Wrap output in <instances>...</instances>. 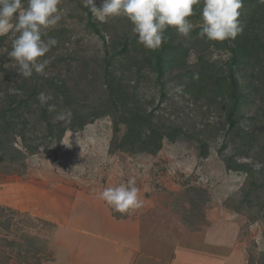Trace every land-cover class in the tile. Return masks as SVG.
<instances>
[{"label": "rangeland", "instance_id": "obj_1", "mask_svg": "<svg viewBox=\"0 0 264 264\" xmlns=\"http://www.w3.org/2000/svg\"><path fill=\"white\" fill-rule=\"evenodd\" d=\"M78 1L61 0L58 5L62 19L55 27L68 30V36L46 60L48 65L60 60L57 73L70 82L79 100L100 105L106 96L102 87L104 59L112 63L119 77L129 75L125 71L129 67L137 77L131 60L118 58L117 62L112 53H105L106 45L112 39L122 41L133 32V25L126 17L100 22L93 15L102 28L108 27L103 41L86 30L87 14ZM95 3L99 8L103 0ZM5 35L8 66L17 69L8 53L18 33L10 30ZM138 45V51L131 54L141 58L144 46ZM203 55L217 64L226 63L231 56L227 49L205 54L196 47L189 59L192 70ZM143 70L136 107L152 112L159 125L182 127L187 136L175 143L165 140L157 155L111 153L113 120L107 116L79 132H68L60 146L42 148L29 156L25 170L0 165V205L19 212L0 224V264H75L74 245L81 234L96 233L121 243L122 237L110 230L111 224L129 219L141 224L143 233L161 246L162 253L172 250L168 258L178 250L177 264L191 260V252L192 260L205 264H220L219 260L264 264V189L257 188L264 172V71L251 78L249 68L241 70L243 82L251 80L253 84L246 88L248 100L239 110L242 128L252 135L250 146L231 142L232 132L228 135L224 129L223 107L215 104L210 109L204 99L196 101L186 95L175 78L178 72L166 77L163 96L156 77ZM125 133V126H121L120 136ZM200 141L207 144V157L201 155ZM246 152L249 157L240 156ZM228 159L248 164L254 177L229 170ZM130 178L135 179L143 206L121 214L100 199L99 193L127 185ZM121 252L122 246L117 245L110 264L118 255L123 256ZM36 253L46 260L35 259Z\"/></svg>", "mask_w": 264, "mask_h": 264}, {"label": "trees", "instance_id": "obj_2", "mask_svg": "<svg viewBox=\"0 0 264 264\" xmlns=\"http://www.w3.org/2000/svg\"><path fill=\"white\" fill-rule=\"evenodd\" d=\"M23 2L25 6L27 0ZM78 4L87 14L86 30L102 37L104 41L103 33L109 32L108 27L102 28L100 23L95 22L90 9L85 8L80 0ZM202 8L203 0L200 4L194 5V15L188 18L194 23V27L188 37L178 34L174 27H168L164 33L166 42L162 47L155 51L144 47L141 58L131 54L139 46L138 36L135 37L133 32L124 35L122 41L112 39V43L106 45V55L112 53L113 59H117V62L131 60L132 65L137 67V77L133 74V67L126 68L125 71L129 75L119 77L112 69V63L104 59L106 67L102 87L106 96L100 105H91L77 98L70 82L62 74L57 73L60 66L58 58L47 65L45 71L50 70L48 67L53 69L47 76L34 72L30 78L22 77L16 68L8 66V56L4 52L8 37L0 36V165L25 170L29 156L39 153L42 148L60 146L68 132H79L87 125L107 116L113 120L114 137L111 142V153L120 150L157 155L162 150L165 140L175 143L179 138L186 137L187 133L182 127L166 123L159 125L152 112L136 107L140 102L137 100V88L142 79L140 75L143 69H147L148 74L156 77L163 96L166 77L178 72L175 78L180 82V88L186 95H192L196 101L204 99L210 109L215 107V104L223 107L224 129L228 135L232 132L231 142L239 145L247 143L251 146L252 135L242 128L239 110L248 100L246 88L253 84L251 80L243 82L241 70L249 68L253 72L251 78H258L255 73L264 71V3H260V0H243L239 18L244 25L243 33L235 40L228 39L222 42L209 41L198 35L203 23ZM45 32L43 39L51 37L58 41L57 45L44 56L46 60L49 54L58 51L65 43L68 30L54 26ZM196 47H201L205 54L212 49H227L231 56L223 64L211 62L209 56H200L195 64V70H192L189 59L193 51H196ZM41 92L53 97L50 103L56 104L57 111L71 110V124L54 121L56 113L49 112L47 106H41L37 99ZM121 126L126 128V133L122 137ZM200 143L201 155L207 157L209 154L207 144L204 141ZM240 156L249 157V152ZM227 168L254 177L253 168L246 163L228 159ZM261 176L263 182L257 185V188L264 189V172ZM15 215H19V212L0 205V224L4 220L13 219ZM38 255L36 253L33 257L38 260Z\"/></svg>", "mask_w": 264, "mask_h": 264}, {"label": "clouds", "instance_id": "obj_3", "mask_svg": "<svg viewBox=\"0 0 264 264\" xmlns=\"http://www.w3.org/2000/svg\"><path fill=\"white\" fill-rule=\"evenodd\" d=\"M82 2L100 22H107L113 17H126L133 25L138 43L155 51L166 42L164 33L168 27H174L181 36L190 35L193 24L188 18L194 15V5L200 4L201 0H103L99 8L95 0ZM60 3L61 0H27L25 7L23 0H0V36L10 30L18 33L8 55L18 65L17 70L24 78L32 77L34 72L47 76L45 69L49 61L41 58L58 41L42 37L46 29L56 26L62 19L58 8ZM242 7L243 0H203V23L198 35L209 41L235 40L244 31L239 19ZM37 99L41 106H47L49 112L56 113L54 121L71 124V110L57 111L56 104L50 103L53 100L51 95L41 92ZM134 185L135 179L130 178L127 185L105 188L99 193V198L121 214L140 209L143 201L139 199Z\"/></svg>", "mask_w": 264, "mask_h": 264}, {"label": "crops", "instance_id": "obj_4", "mask_svg": "<svg viewBox=\"0 0 264 264\" xmlns=\"http://www.w3.org/2000/svg\"><path fill=\"white\" fill-rule=\"evenodd\" d=\"M111 225H113V229L110 230L113 233L117 232L122 237L121 243H117L111 237H103L104 235L83 233L81 240H75L73 253L75 264H110L117 245L122 246L123 256L118 255L116 261L113 260L114 264H177L175 261L178 260V250L173 252V258L172 256L168 258L169 252L171 255L172 250L162 253L161 246L152 239L149 240L150 238L143 233L142 226L137 221L129 219L121 223L113 222ZM87 242L90 244L88 245ZM184 248L187 249V246ZM185 254V258L188 259V252ZM189 258L191 260L184 261L186 264H205L202 260H192V252L189 254ZM226 261L219 260L220 264H227Z\"/></svg>", "mask_w": 264, "mask_h": 264}]
</instances>
